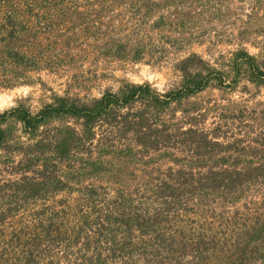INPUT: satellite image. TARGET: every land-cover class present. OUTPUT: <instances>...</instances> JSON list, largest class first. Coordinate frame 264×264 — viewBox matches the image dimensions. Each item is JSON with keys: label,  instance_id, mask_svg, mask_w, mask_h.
Masks as SVG:
<instances>
[{"label": "trees", "instance_id": "16d2710c", "mask_svg": "<svg viewBox=\"0 0 264 264\" xmlns=\"http://www.w3.org/2000/svg\"><path fill=\"white\" fill-rule=\"evenodd\" d=\"M82 7L80 0H0V86L30 82L33 72L44 69L60 73L76 62L72 49L82 38L76 37L77 27L84 25L82 31L89 33L91 22L100 25L104 19L103 6ZM233 59L241 70L234 83L243 72L250 82L264 84V63L257 56L241 50ZM194 64L201 66L195 72ZM179 70L183 84L164 92L149 83H126L90 101L54 95L39 111L18 105L0 113V200L6 202L0 208V264H138L134 253L142 264H173L179 257L208 264L235 251L227 264H264V205L223 217L226 227L209 222L201 231H186L180 225L187 211L181 184L188 171L170 172L159 190L148 183L141 191L129 189L122 182L134 174L138 153L175 142L179 134L181 144L189 141L202 154L199 167L206 169L199 172L200 191L211 187L236 194L264 181V125L251 141L237 138L222 146L199 125L185 128L172 121L173 103L203 89L211 77L224 76L196 54L183 59ZM8 117L28 135L19 147L6 143L12 129L2 122ZM132 141L143 149L138 152ZM241 156L249 157L243 169ZM134 194L146 203L159 194L161 206L148 215L144 206L136 212ZM173 219L177 228L168 226ZM220 241L233 253L221 250Z\"/></svg>", "mask_w": 264, "mask_h": 264}, {"label": "rangeland", "instance_id": "374dc122", "mask_svg": "<svg viewBox=\"0 0 264 264\" xmlns=\"http://www.w3.org/2000/svg\"><path fill=\"white\" fill-rule=\"evenodd\" d=\"M80 3L87 11L99 9L97 6L105 9L102 24L91 22L89 33L82 31L86 26L77 27L76 37L82 38L72 49L77 55L76 62H70L60 73L50 74L44 69L33 72L30 82L0 86V113L18 105L39 111L53 101L54 95L90 101L101 97L108 89L118 91L126 83H149L160 92L180 88L183 75L179 64L196 54L218 71H224L223 79L213 76L203 89L188 92L181 101L173 103L172 121L180 122L185 128L193 123L199 125L209 132L211 140L222 146L233 144L237 138H243L247 143L264 125V84L250 82L243 72L238 73L236 83L232 81L240 69L233 59L238 51L245 50L257 56L260 64L264 63V0H80ZM62 37L65 36H59L60 40ZM194 65L193 72L201 67ZM199 111L203 113H199L200 117L197 116ZM191 116L198 121L190 120ZM165 117H170V114ZM7 124L12 129L7 137L8 145L19 147L22 141L27 142L28 135L20 130V122L8 117L2 122L3 126ZM179 136L175 142H162L150 152L138 153L139 161L132 166L134 174L126 175L122 181L125 186L141 191L148 183L159 190L160 182L168 180L170 172L178 169L188 171L184 173L186 183L181 184L186 189L182 197L187 211L183 213L186 222L180 225L186 226V231L189 228L201 231L208 227L209 222L215 223L214 228L229 225L223 217L234 218L245 210L252 212L251 208L263 207V180H258L251 187L247 185L244 191L238 189L236 194L235 191L211 187L200 191L199 172L206 168L199 167L198 160L202 154H197L198 149L194 152L199 146L189 141L181 144ZM125 146L126 143L121 147ZM134 146L138 152L143 149L141 144L134 143ZM229 152L234 157L238 156L233 150ZM248 159L241 156L238 167H246ZM190 164L193 169H190ZM160 197L158 194L154 202L146 203L137 194L131 196L136 212L142 211L144 206L147 215L161 206ZM5 207L6 202L0 200V208ZM168 226L177 228L178 222L173 219ZM203 231L207 235L211 233L210 229ZM134 235L133 232V239L137 241ZM218 235L222 237L226 233ZM218 240L217 237L215 241ZM218 246L233 253L223 247L221 241ZM234 254L227 257L221 253L219 258L208 264H227ZM132 258L142 264L135 253ZM179 259L181 261L173 264H190L187 258Z\"/></svg>", "mask_w": 264, "mask_h": 264}]
</instances>
